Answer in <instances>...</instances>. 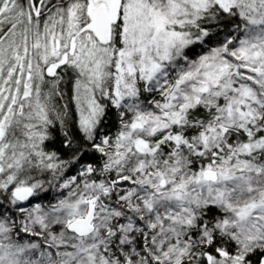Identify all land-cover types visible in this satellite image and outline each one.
Wrapping results in <instances>:
<instances>
[{"label": "snow or ice", "instance_id": "snow-or-ice-1", "mask_svg": "<svg viewBox=\"0 0 264 264\" xmlns=\"http://www.w3.org/2000/svg\"><path fill=\"white\" fill-rule=\"evenodd\" d=\"M0 264H264V0H0Z\"/></svg>", "mask_w": 264, "mask_h": 264}]
</instances>
